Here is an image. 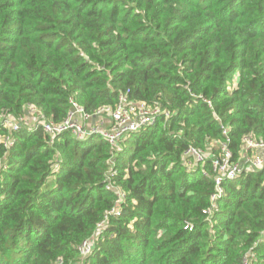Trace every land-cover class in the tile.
I'll return each mask as SVG.
<instances>
[{
    "label": "trees",
    "instance_id": "16d2710c",
    "mask_svg": "<svg viewBox=\"0 0 264 264\" xmlns=\"http://www.w3.org/2000/svg\"><path fill=\"white\" fill-rule=\"evenodd\" d=\"M122 92L160 112L117 149L0 124V264H264V168L206 213L210 160L182 161L224 128L234 158L264 141V0H0L1 115L59 123Z\"/></svg>",
    "mask_w": 264,
    "mask_h": 264
},
{
    "label": "built area",
    "instance_id": "2783aa9c",
    "mask_svg": "<svg viewBox=\"0 0 264 264\" xmlns=\"http://www.w3.org/2000/svg\"><path fill=\"white\" fill-rule=\"evenodd\" d=\"M209 103L208 100H205ZM71 109L66 118L54 123L44 118L42 114L34 112L32 115L39 118L32 119L29 116L13 118L10 115L0 114V124L9 132L16 131L21 127L32 128L40 125L43 131L52 140L55 136L63 133H70L78 142H86L89 138L96 136L102 141L107 142L111 148L117 149L121 142L132 133H137L153 124L157 120L160 108L157 105H150L145 101H134L130 99L127 93H120L117 102L113 106H101L93 113L83 111L74 100H69ZM169 113L166 112V116ZM108 118L105 125L103 119ZM224 139L215 143L217 152L204 151L195 146H188L182 154L183 165L187 170H193L197 165L204 164L208 159L214 174L212 175L215 190L210 196V207L204 210L210 213L212 208L216 207L215 202L223 193L222 182L234 180L240 174L247 172H256L264 168V141L251 134L244 135L240 144V158H234L230 148V139L227 135V129H223ZM175 137L176 133H168ZM10 133L4 135L1 140L3 146L8 148L11 143ZM2 159L0 158V166ZM203 174H206L203 172ZM105 188L114 190L121 198L123 195L119 189H114L111 185L110 177H107ZM113 207L109 213L116 214L118 208ZM103 223L99 226L101 227Z\"/></svg>",
    "mask_w": 264,
    "mask_h": 264
},
{
    "label": "rangeland",
    "instance_id": "374dc122",
    "mask_svg": "<svg viewBox=\"0 0 264 264\" xmlns=\"http://www.w3.org/2000/svg\"><path fill=\"white\" fill-rule=\"evenodd\" d=\"M29 117H31L32 119H34V118H39L38 116H36V115H30ZM103 121H104V123H105V125L108 123V118H104L103 119Z\"/></svg>",
    "mask_w": 264,
    "mask_h": 264
}]
</instances>
